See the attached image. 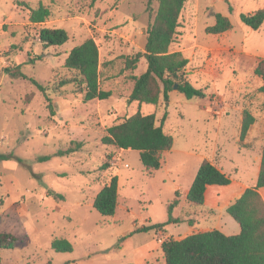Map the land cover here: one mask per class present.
I'll use <instances>...</instances> for the list:
<instances>
[{
	"label": "rangeland",
	"instance_id": "1",
	"mask_svg": "<svg viewBox=\"0 0 264 264\" xmlns=\"http://www.w3.org/2000/svg\"><path fill=\"white\" fill-rule=\"evenodd\" d=\"M193 2L197 11L192 13ZM40 4L50 9V16L32 23L30 9ZM157 6V0H0V154L6 156L0 160V231L20 239L14 249L3 251V264L135 262L140 246L158 240L157 228H139L167 221L174 199L173 216L181 221L164 226L172 237L216 228L219 221L240 226L226 209L191 205L186 191L197 172L196 154L215 163L217 154L241 158L232 114L243 117L249 110L261 115L264 133L263 80L254 72L264 59V24L255 30L240 17L264 8V0H188L175 44L183 43L189 80L205 88L206 96L188 99L174 89L159 106L142 105L143 113H155L157 124L166 113V131L174 137L163 166L149 176L137 150L124 152L102 143L106 129L101 124L111 125L138 110L137 103L128 107L124 96L131 74L141 73L146 61L133 71L127 62L144 51L150 10ZM217 12L228 16L233 27L208 33ZM42 27L64 28L69 39L45 47L39 38ZM88 37L99 47L100 87L113 94L84 102L77 80L59 84L73 76L64 67L69 52ZM6 68H19L27 78H15ZM29 78L45 86L49 101ZM69 148L75 150L67 153ZM45 155L50 159L38 160ZM116 173L117 211L104 216L93 201ZM209 199L216 200V194L209 193ZM56 237L70 240L74 250H54ZM156 257L161 264L163 253Z\"/></svg>",
	"mask_w": 264,
	"mask_h": 264
},
{
	"label": "trees",
	"instance_id": "2",
	"mask_svg": "<svg viewBox=\"0 0 264 264\" xmlns=\"http://www.w3.org/2000/svg\"><path fill=\"white\" fill-rule=\"evenodd\" d=\"M186 1L157 0V9L150 10L152 19L146 28L144 51L136 52L134 57L127 62L128 69L133 71L138 68L142 58L147 61V69L144 72L139 75L131 74L134 84L127 101L129 103L137 101L139 109L134 114L123 117L107 127L106 134L101 139L105 145L137 150L144 170L149 176L162 167L163 155L173 148L174 137L164 130L166 113L160 124H157L155 113L145 114L141 111V106L143 104L157 106L161 97L168 101L169 94L174 89L184 93L188 99L206 96L205 88H197L189 80L187 72L189 59L181 51H171V45L177 41L179 35L180 16ZM50 13L47 6L40 4L30 9L29 21L32 23L45 22ZM240 17L246 25L258 30L264 24V8L241 13ZM232 27L230 18L217 12L215 23L209 25L206 30L208 33L221 34ZM39 38L45 47L59 46L67 42L69 34L64 28L42 27L39 31ZM99 66V47L94 38L88 37L69 52L64 67L73 72V76L63 80L59 85L63 86L77 80L82 85L81 94L84 102L95 98L107 99L112 93L100 87ZM5 70L15 78H27V75L19 68L16 70L6 68ZM254 72L263 80L259 91L264 94V59L258 61ZM29 80L45 94L49 101L50 97L46 94L45 86L34 78H29ZM175 85H177L176 88ZM48 106L52 108L51 103ZM254 122V115L249 110H244L241 140L246 137ZM74 150L69 148L66 152L71 153ZM5 157L0 154V160ZM50 157V155L39 156L38 160H48ZM231 181L229 175L210 160L204 159L187 193V201L191 205H204L206 191L210 185H228ZM263 186L264 147L257 183L246 188L241 196L226 208L227 213L239 223L240 232L228 235L219 229H211L194 232L183 238L169 236L161 244L164 255V261L161 264H264V199L259 192ZM118 198V175H114L96 194L93 206L102 215L113 216L117 211ZM177 203L178 200L174 199L170 204L167 221L139 229L147 231L153 227L163 228L166 224L180 222L179 217L173 216V208ZM19 240V237L11 231H0V264H3V251L14 249ZM51 247L58 252L74 250L73 243L66 238H54Z\"/></svg>",
	"mask_w": 264,
	"mask_h": 264
},
{
	"label": "crops",
	"instance_id": "3",
	"mask_svg": "<svg viewBox=\"0 0 264 264\" xmlns=\"http://www.w3.org/2000/svg\"><path fill=\"white\" fill-rule=\"evenodd\" d=\"M187 3H188V0L186 1V5H185V7L181 13V16L183 15V13L185 11L188 10ZM190 9L192 10V13L197 11V2L196 3L193 2V5L190 7ZM255 10L256 9H254L250 12H253ZM179 28H181V26ZM182 45H183V43L181 42L180 46L178 47L174 42L171 45V51H181L184 54V56L187 57V54H186L187 51L183 49ZM143 61H146V59L143 58L141 60V62H143ZM189 63H190V59H189ZM146 69H147V61H146L145 69L142 72H144ZM141 73H139V74H141ZM135 74L139 75L137 73H135ZM133 84H134L133 82L130 84V89L126 92V94L124 96V100H125V104L128 107H130L134 103H137V105H138L137 107L139 109V103L137 101H133L131 103H129L127 101L128 96L130 95V93L132 91ZM175 91H178V90L175 89L174 92ZM169 95H171V93ZM161 102H164L163 97H161L160 103L158 104V106L161 104ZM155 107H157V106H155ZM141 108H142V106H141ZM150 112H152V111H149L148 113H150ZM145 114H147V113H145ZM233 115L234 114H232V117L236 118V124H235L236 129H235L233 135L235 137L236 143L241 145V146H239L240 147L239 148L240 154L238 153L239 155H241L240 156L241 158L239 160L235 161L232 158L222 157L221 155L217 154L216 155V163L211 161L217 167H219L223 172H225L227 175H229L232 179L231 183L228 185H210L207 188L204 205L216 207V212H219L222 209H226L229 204H231L233 201H235L237 198H239L241 196V194L245 191L246 188L254 186L257 183L259 173H260V169H261L262 147H263V143H264V140H263L264 133H263V128H262L263 125L261 124V120H260L261 115L259 116L258 114H253L255 117V122L251 125L246 137L243 140H241V138H240L242 118H243L242 114H240V113L236 114L235 113V116H233ZM157 117H158V115H157ZM101 125H102V129L105 130L107 127L111 126L112 124L109 125V124L105 123L104 120H102ZM166 126H167V124L165 122L164 123V130L165 131H166ZM259 136H260V139H258ZM119 150H123L124 152H128L131 149L119 148ZM171 150H173V148ZM190 155H193V154H190ZM196 155H197L196 161L194 164L196 166L195 170H198L200 163L204 159H207V158H205L199 154H196ZM162 166H163V164H162ZM115 175H117V173ZM194 178H193V180H194ZM193 180H192V182H193ZM192 182L190 183V185H188L186 195L189 192V189L191 187ZM211 192H214L216 194V200H214L213 202H211V200L209 199V193H211ZM259 192H260L262 198L264 199V186L259 189ZM181 202L182 201H180V203ZM219 222L220 223H218L216 225V228H210V229L199 230V231L219 229L228 235L237 234L240 232V226H236L235 224H231V223H230V225H231L230 226V225H227V222H223V221H219ZM230 230H232V231H230ZM165 231H166V227L157 228L156 232H157V236H158L157 238L159 241L157 239L151 240L148 243L140 246L139 249H137L136 259H135L136 263L145 264L147 262H150L153 264H158V262H160V260H157L158 258L156 256L159 255L160 251L163 253L162 248H161V244L165 238H167L169 236H173V235L167 234ZM196 232H198V231H196ZM163 257H164V255H163Z\"/></svg>",
	"mask_w": 264,
	"mask_h": 264
},
{
	"label": "water",
	"instance_id": "4",
	"mask_svg": "<svg viewBox=\"0 0 264 264\" xmlns=\"http://www.w3.org/2000/svg\"><path fill=\"white\" fill-rule=\"evenodd\" d=\"M177 85H175V88H176Z\"/></svg>",
	"mask_w": 264,
	"mask_h": 264
}]
</instances>
